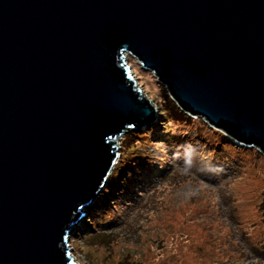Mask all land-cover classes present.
<instances>
[{
	"label": "water",
	"instance_id": "95a60500",
	"mask_svg": "<svg viewBox=\"0 0 264 264\" xmlns=\"http://www.w3.org/2000/svg\"><path fill=\"white\" fill-rule=\"evenodd\" d=\"M128 56L264 157V0H0V264H79L74 226L158 117Z\"/></svg>",
	"mask_w": 264,
	"mask_h": 264
},
{
	"label": "rangeland",
	"instance_id": "374dc122",
	"mask_svg": "<svg viewBox=\"0 0 264 264\" xmlns=\"http://www.w3.org/2000/svg\"><path fill=\"white\" fill-rule=\"evenodd\" d=\"M128 58L139 85L158 107V117L140 130L152 124L157 130L147 141L136 138L120 147L111 173L119 166L118 181L106 184L70 235L75 260L264 264V158L206 124L198 126L199 139L193 138L197 117L191 116L187 127L167 118L166 104L172 100L166 90ZM184 131L194 140L181 142ZM232 163H239L237 172Z\"/></svg>",
	"mask_w": 264,
	"mask_h": 264
},
{
	"label": "trees",
	"instance_id": "16d2710c",
	"mask_svg": "<svg viewBox=\"0 0 264 264\" xmlns=\"http://www.w3.org/2000/svg\"><path fill=\"white\" fill-rule=\"evenodd\" d=\"M166 107H167V112L166 113H164V115L167 117V118H169L170 120H174V121H176L177 123H179V124H181V125H186V127L187 126H190L192 123L191 122H193V120H192V118L190 117V116H188V115H186L185 113H183V112H181L176 106H175V104L173 103V101L171 102V104H166ZM197 123H198V125L196 126V123H195V127H194V129H193V133H194V135H193V138H196V139H199V134H198V126L200 127V126H202V127H204L205 126V123L201 120V119H199V118H197ZM192 127V126H191ZM147 129V131H145L144 133H143V131H141V130H137V131H132V132H129V133H127V134H125L124 136H123V138L121 139V143H120V147L121 148H123L124 146H126V147H128L129 146V144L134 140V139H145L146 141H147V135L148 134H152V133H156V130H157V128L155 129V124H152V125H150V127H148V128H146ZM187 131H184L183 132V135H181V137L179 138V140L182 142V141H184L185 140V138L186 139H190L189 138V136L187 135ZM184 138L183 140H181V138ZM193 138H191L190 139V141L189 142H191V141H193L194 139ZM226 138V137H225ZM227 139V138H226ZM228 140V139H227ZM229 141V140H228ZM229 142H231V141H229ZM235 146H238V145H235ZM239 147V146H238ZM240 147H242V146H240ZM239 147V148H240ZM130 148L131 149H135L134 147H132V146H130ZM207 149V148H206ZM208 150V149H207ZM251 150H254V149H251ZM254 152H256V154H259L257 151H255L254 150ZM264 158V157H263ZM127 164V163H126ZM142 164H144V165H147V166H149L146 162H144V163H142ZM232 167H233V169L237 172V170H238V167H239V163L238 164H236V163H232ZM117 168H119V166L118 167H116V169H115V171L113 172V174L111 175V177L109 178V180H108V185L109 186H114L115 184H114V182H117L118 181V179H119V172L120 171H118L117 170ZM125 169V168H124ZM118 171V172H117ZM234 176H236V174H232L231 176H230V179H232ZM123 183V181L120 183V185ZM112 189V188H111ZM105 193V191L102 193L101 192V194L99 195V196H102L103 194ZM116 194V193H115ZM229 196V195H228ZM264 203V202H263ZM261 206H263V204H261ZM114 208H117L116 207V205H114ZM97 224V223H96ZM95 227H97L96 225H95ZM96 229V228H95ZM262 229L264 230V222L262 221ZM80 236V235H79ZM87 237H90V234H88L87 235ZM129 260V259H128ZM126 262V261H125ZM122 264H127V263H122ZM128 264H134V262H129Z\"/></svg>",
	"mask_w": 264,
	"mask_h": 264
},
{
	"label": "bare ground",
	"instance_id": "6f19581e",
	"mask_svg": "<svg viewBox=\"0 0 264 264\" xmlns=\"http://www.w3.org/2000/svg\"><path fill=\"white\" fill-rule=\"evenodd\" d=\"M104 189H105V187L103 188V190H102V192L104 191ZM82 221H80V223H81ZM78 226V225H77Z\"/></svg>",
	"mask_w": 264,
	"mask_h": 264
}]
</instances>
